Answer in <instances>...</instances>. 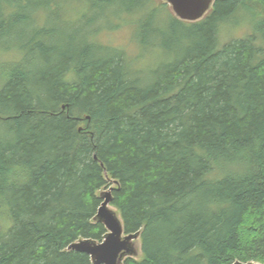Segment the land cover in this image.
<instances>
[{"label": "trees", "instance_id": "16d2710c", "mask_svg": "<svg viewBox=\"0 0 264 264\" xmlns=\"http://www.w3.org/2000/svg\"><path fill=\"white\" fill-rule=\"evenodd\" d=\"M73 1L0 0V264H93L68 247L104 241L111 188L141 233L125 264H264V0L198 22L158 0H85L70 21ZM240 12L254 34L220 45ZM120 14L170 59L143 73L99 45L93 21Z\"/></svg>", "mask_w": 264, "mask_h": 264}, {"label": "rangeland", "instance_id": "374dc122", "mask_svg": "<svg viewBox=\"0 0 264 264\" xmlns=\"http://www.w3.org/2000/svg\"><path fill=\"white\" fill-rule=\"evenodd\" d=\"M79 0H74L72 2V8L75 9L76 13L72 12L70 15V21L79 20L76 17L79 15L80 12H86L87 5H83L85 0H81L82 4H79ZM159 3H164L163 0H158ZM83 5V6H81ZM168 5V4H167ZM169 11H172V8L168 5ZM174 14V13H173ZM77 15V16H75ZM87 15V14H86ZM175 15V14H174ZM44 15L42 14V24H45L47 19H44ZM159 18H163L165 20V24H167L166 16H161ZM95 20V19H94ZM116 23L118 22L120 25V28L114 31H109L108 29V21L107 20H95L93 21L94 26L92 30L96 32V39L99 43V45H102L106 47L107 49L117 50L119 53H125L126 55V61L134 66L136 70H140L143 73H149L150 71H153L160 67L163 63L167 62L170 58L165 55L164 51L160 48H152V47H144V43L137 42L136 35L138 27L140 26V23L142 22L143 18H141L140 14H123L119 15L117 17L109 19L111 21ZM157 20H154L155 24L157 23ZM254 25L249 22L248 18L246 17V14L243 12H240L237 14V16L234 18L233 24H228L225 26H222L220 28L219 32V41L220 45L227 44L231 41L235 40H241L244 39L246 36H249L251 34H254ZM147 39V38H146ZM145 39V40H146ZM12 52V60H19L20 55L16 51L11 50ZM21 60V59H20ZM115 186V185H113ZM108 190L104 189L103 191ZM115 209V208H114ZM116 210V209H115ZM137 248L138 250L141 248V241H137Z\"/></svg>", "mask_w": 264, "mask_h": 264}, {"label": "water", "instance_id": "95a60500", "mask_svg": "<svg viewBox=\"0 0 264 264\" xmlns=\"http://www.w3.org/2000/svg\"><path fill=\"white\" fill-rule=\"evenodd\" d=\"M171 8L175 16L185 22L202 20L212 9L215 0H163ZM113 188L101 193L103 202L98 209L96 220L101 222L107 234L101 243L93 240H81L68 247V251L84 253L90 256L93 264H125L127 258H137L140 250L137 241L141 233L126 234L117 211L111 206ZM236 264H259L242 263Z\"/></svg>", "mask_w": 264, "mask_h": 264}]
</instances>
